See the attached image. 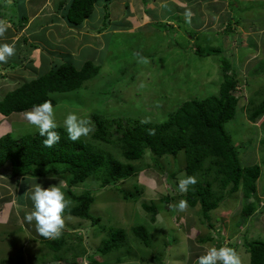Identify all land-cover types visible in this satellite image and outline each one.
<instances>
[{"label": "rangeland", "instance_id": "obj_1", "mask_svg": "<svg viewBox=\"0 0 264 264\" xmlns=\"http://www.w3.org/2000/svg\"><path fill=\"white\" fill-rule=\"evenodd\" d=\"M50 1L45 12L51 16L48 18L33 16L34 6H28L26 0H0L1 18L10 16L16 25L25 18L32 20L30 28L21 32L27 42L21 35L14 42L13 59H8L11 66L7 70L19 60L26 69L8 73L0 63V101L23 79L38 78L64 63L81 69L85 62H92L100 67L95 77L77 90L51 94L56 101L57 125L63 127L64 118L71 112L87 119L92 131L81 138L112 152L124 163L134 164L136 174L105 188L101 179L93 178L72 187L78 195L91 191L94 196L90 213L100 222L93 225L91 220L69 213L76 204L67 191L71 175L13 177L9 163L0 167V264H88L86 255L104 264H197L198 257L212 246L230 247L240 255L242 264H249L245 239L264 240V116L256 123L249 119L250 101L257 105L264 94V0H238L237 9L230 7L231 0H135L132 4L102 0L87 20L94 25L84 27L69 25L57 12L63 11L61 3L66 7L70 0ZM187 12L191 15L186 18ZM229 24L232 31L225 33ZM196 43L221 48L238 72L237 113L225 126L241 164H259L262 168L254 198L258 206L248 216L241 211L245 205L242 187L231 194L226 190L224 202L208 217L203 216L200 204L191 208L187 202L185 211L177 210L176 205L187 195L179 189L180 180L187 177L184 151L177 156L156 157L147 149L143 159L128 161L118 147L92 137L94 114L121 120L127 127L130 119L162 123L186 100L219 95L224 73L220 57L198 56ZM117 127V123L112 124L114 137L120 135ZM37 132L25 119V112L0 115V137L10 133L19 139ZM195 177L199 179L201 174ZM37 183L45 188L57 183L62 186L70 203L59 237L65 234L81 239L78 259H69L70 254L64 257L63 250L55 252L36 242L39 234L35 223L24 220L32 209L30 190ZM213 189L222 191L218 183ZM138 225L148 229L149 246L134 236L132 229ZM101 226L124 228L128 237L117 250L101 254L98 248L110 232L99 229Z\"/></svg>", "mask_w": 264, "mask_h": 264}, {"label": "trees", "instance_id": "obj_2", "mask_svg": "<svg viewBox=\"0 0 264 264\" xmlns=\"http://www.w3.org/2000/svg\"><path fill=\"white\" fill-rule=\"evenodd\" d=\"M100 1L102 0H70L66 7L61 3L59 8L63 9L64 21L73 27H81L83 21L92 16L95 6ZM237 3L238 0H231L230 7L237 9ZM25 19L27 22V18ZM24 24L23 22L19 25L23 27ZM230 25H227L225 33L232 31ZM195 53L201 57L212 55L220 57L224 73L219 95L186 100L162 123L130 119L128 124L130 126L127 127L123 126L121 120H109L94 114L96 129L92 137L105 145H111L112 148L118 147L121 155L128 161L143 159L147 149L156 157L177 156L184 151L187 161L186 175L201 174L197 183L188 188L185 199L189 206L193 208L200 204L203 216L208 217L209 212L218 208L225 199L226 190L231 194L242 187L245 205L241 211L243 216H248L258 206L254 198L257 196V182L262 175V168L259 164L249 166L241 164L239 151L234 148L232 135L225 126L237 113L236 88L240 84L238 72L234 63L224 56L219 47L204 48L202 43H196ZM12 68L15 69L17 66ZM99 70L100 67L90 61L85 62L81 69L71 63H64L38 78L23 79L16 89L6 93L0 101V113L9 117L14 113L31 110L34 105L46 100L51 101L54 106L56 101L51 97L53 92L77 90L84 82L95 77ZM250 104L252 107L249 110V119L256 123L264 116V94L257 105L254 100H251ZM114 123H117L120 132L118 137H114L111 130ZM56 131L61 134V139L52 148L43 145L44 137L38 132L35 135H23L19 139L10 133L1 136L0 167L9 163L13 177L71 175V188L67 191L69 198L76 204L69 209V213L73 217L89 219L93 225L97 224L100 218L90 213L91 204L95 199L91 191L78 195L72 192V187L86 182L88 178L101 179V187L104 188L116 185L121 180L133 177L136 174V167L130 162H122L112 152L94 146L84 138L75 142L68 140L64 127H57ZM153 160L156 161V158ZM206 162L210 163L207 167ZM214 183H218L221 192L213 189ZM124 196L127 198L128 194ZM104 227L101 226V229H105ZM109 231L102 247L98 248L101 254L117 250L128 237L124 228H109ZM132 231L145 246H149L150 235L145 226H135ZM67 234L71 235L68 232ZM64 235L55 239L39 235L36 242L40 241L55 252L63 250L64 257L73 252L72 255H75H70L69 259L80 257L81 239ZM245 246L250 256L249 264H264V240L245 239ZM86 252L84 249L83 253ZM62 256H57V259H61ZM86 257L88 264H104L99 263L97 258L91 259L89 255Z\"/></svg>", "mask_w": 264, "mask_h": 264}, {"label": "clouds", "instance_id": "obj_3", "mask_svg": "<svg viewBox=\"0 0 264 264\" xmlns=\"http://www.w3.org/2000/svg\"><path fill=\"white\" fill-rule=\"evenodd\" d=\"M185 15L187 18L190 17L191 13L187 12ZM7 29L8 26L6 24L0 23V36H3ZM14 54V45H0V63H6ZM0 115L2 114L0 113ZM25 119L38 130L41 137H44L43 145L46 148H52L59 143L61 134L56 131L58 125L55 108L51 101L46 100L34 105L31 110L25 112ZM63 127L67 133V139L73 142L80 140L81 137L89 136L92 131L89 121L75 112L66 115L63 120ZM196 183L197 179L195 176H187L180 180L179 189L182 192H187L189 186ZM28 198L32 202V209L25 214L24 220L29 224L34 222L35 230L44 238L55 239L59 237L65 225V212L70 203L60 183L47 188L37 183L31 188ZM187 207L186 200H180L176 205L179 212L185 211ZM104 228L101 229L100 227L99 229L109 230L107 227ZM72 253L70 252L69 254L71 255ZM197 264H242V260L236 250L230 247L212 246L206 249L205 254L198 257Z\"/></svg>", "mask_w": 264, "mask_h": 264}, {"label": "crops", "instance_id": "obj_4", "mask_svg": "<svg viewBox=\"0 0 264 264\" xmlns=\"http://www.w3.org/2000/svg\"><path fill=\"white\" fill-rule=\"evenodd\" d=\"M128 1H129L130 4H132V2H135V0H133V1L132 0H128ZM26 4H28V6H31V4L34 6V14H33V16H35V15L37 16L38 15L40 17H48V18L51 17V16H46L45 15L46 14L45 12L48 10L47 7H50L51 6L50 5L51 4V1L50 0H26ZM37 4H39V5H37ZM37 6H39V7H37ZM49 9H52L54 11V8H49ZM54 12H56V11H54ZM57 12L62 15V12H60V11H57ZM58 13H55V14L58 15ZM62 17H63V15H62ZM10 18H11L10 16L9 17H6V18H4V17L1 18V15H0V23L6 24L8 26L7 31L3 34V36H0V45H4V44L14 45V42L19 41L21 35H23V34H21V32H24L25 29L30 28V25L29 24L31 23L32 20L29 21V19L27 18L28 22H24L25 23L24 26L21 27V25L14 24L13 23V20L10 19ZM131 18L135 19V17H132V16H131ZM58 19H60V18L58 17ZM88 19H86L85 21H83L84 22L82 24L83 27L87 23H90V24H88L90 26L91 25H94V22L87 21ZM22 37H24V35ZM24 39L27 42L28 38L24 37ZM9 59L12 60L13 59V56L10 57ZM11 60H8L6 63H2L3 64V71H7L8 73H11L12 70H24V69H26L27 66L22 65L23 62L21 60H19L18 61L19 63L17 65V68L11 69V70H7V68L11 66ZM26 61L27 60H25V62Z\"/></svg>", "mask_w": 264, "mask_h": 264}]
</instances>
